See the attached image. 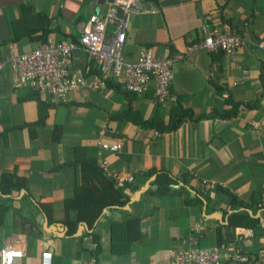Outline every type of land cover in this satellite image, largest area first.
<instances>
[{
	"label": "crops",
	"instance_id": "0c3cea01",
	"mask_svg": "<svg viewBox=\"0 0 264 264\" xmlns=\"http://www.w3.org/2000/svg\"><path fill=\"white\" fill-rule=\"evenodd\" d=\"M109 5L0 0V60L49 41L78 42ZM154 7L155 15L131 18L124 59L135 63L144 50L158 58L165 48L177 56L172 102L158 105L152 87L137 96L119 82L60 102L16 88L9 67L0 73V250L23 251L14 264H42L45 252L52 264H86L92 256L98 264H169L196 224L205 228L203 248L223 243L220 228L224 242L249 255L264 248V0H157ZM206 18L246 35L248 46L235 58L187 55L202 41ZM174 109L190 115L166 130ZM102 142L122 148L112 153ZM88 161L93 184L79 192ZM100 168L123 180L122 204H114L112 179ZM130 176L132 183L124 181ZM80 194L102 207L92 226L79 220ZM234 215L244 222L229 228Z\"/></svg>",
	"mask_w": 264,
	"mask_h": 264
},
{
	"label": "built area",
	"instance_id": "2783aa9c",
	"mask_svg": "<svg viewBox=\"0 0 264 264\" xmlns=\"http://www.w3.org/2000/svg\"><path fill=\"white\" fill-rule=\"evenodd\" d=\"M108 11L103 17L97 15L90 20L89 26L82 32L79 43L47 42L40 49L20 56H10L0 60V73L7 67L14 75L16 88H34L37 93L52 96L54 100L66 102L68 95L83 88L102 91L106 83L119 82L127 93L144 96L153 88L154 98L158 105L176 100L171 94L173 80L172 67L178 57L171 55L165 48L161 57H155L152 50L142 51L135 63L124 59L126 33L131 18L139 15H155L153 4L145 0H109ZM162 1V0H158ZM113 29V34L109 33ZM203 39L200 43L186 48V54L206 52L209 55L219 53L235 58L237 52L249 44L246 35H240L227 27H220L212 18H206L202 25ZM264 49V42L259 45ZM81 53V60L76 54ZM80 60V66L77 63ZM102 149L117 153L122 143H100ZM124 181L132 183L134 178ZM123 180H118L121 184ZM204 226L192 227L193 236L188 247L176 251L169 264H264V248L257 254L249 255L227 241L214 248H203L200 238ZM93 251L98 249L92 245ZM24 257L21 250L1 248L0 264H14L16 259ZM53 253L42 254V264H52ZM86 264H98L96 256Z\"/></svg>",
	"mask_w": 264,
	"mask_h": 264
},
{
	"label": "trees",
	"instance_id": "16d2710c",
	"mask_svg": "<svg viewBox=\"0 0 264 264\" xmlns=\"http://www.w3.org/2000/svg\"><path fill=\"white\" fill-rule=\"evenodd\" d=\"M75 43H79L75 42ZM130 94V93H129ZM186 115H190V113H188L187 111H183V110H176L174 109L171 112V116H170V124L167 128H165L166 130H173V129H177L181 122L183 121V119H185ZM90 163L87 164V167H84V172H85V179H84V185L78 188V191L80 192L82 189L87 188L89 185L93 184L91 179H89L88 177V171L93 169V165L91 164V161H88ZM85 163V162H84ZM83 163V164H84ZM87 163V162H86ZM101 169V168H100ZM98 169V170H100ZM100 172L103 175V179H107L110 180L111 182H109V185L111 188V192H115L116 193V199L114 201V204H122L123 202L121 201V196H120V188H119V184L117 183L116 180H114L113 178H110L108 175H106L103 170L101 169ZM99 173V172H97ZM87 199V196H85V194L81 196V194L79 195V201H81L80 203L82 204L83 202H85V200ZM234 204L237 202V199H233ZM86 205L85 207H82L81 204L78 208L79 210V220H86L89 222V224L92 226L93 223L97 220V218L101 215L102 213V207L96 209L93 206H91V203L87 201L85 202ZM237 215L232 216V218L230 219V226H228L229 228H235L237 225H242L244 222L245 218H241L240 221H238ZM134 224L137 225V222L134 221ZM115 233V230H114ZM218 236L220 239V242H224V235H223V231L220 228L218 230ZM227 238H225L226 240Z\"/></svg>",
	"mask_w": 264,
	"mask_h": 264
},
{
	"label": "water",
	"instance_id": "95a60500",
	"mask_svg": "<svg viewBox=\"0 0 264 264\" xmlns=\"http://www.w3.org/2000/svg\"><path fill=\"white\" fill-rule=\"evenodd\" d=\"M145 1L148 2V3L154 4V5L157 4V0H145Z\"/></svg>",
	"mask_w": 264,
	"mask_h": 264
}]
</instances>
